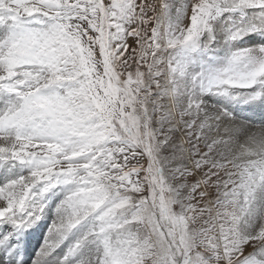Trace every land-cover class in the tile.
Wrapping results in <instances>:
<instances>
[{
    "label": "snow or ice",
    "instance_id": "6c2138e0",
    "mask_svg": "<svg viewBox=\"0 0 264 264\" xmlns=\"http://www.w3.org/2000/svg\"><path fill=\"white\" fill-rule=\"evenodd\" d=\"M0 264H264V0H0Z\"/></svg>",
    "mask_w": 264,
    "mask_h": 264
},
{
    "label": "rangeland",
    "instance_id": "374dc122",
    "mask_svg": "<svg viewBox=\"0 0 264 264\" xmlns=\"http://www.w3.org/2000/svg\"><path fill=\"white\" fill-rule=\"evenodd\" d=\"M212 102H215L214 100ZM248 115H252L251 112L247 113ZM258 114V113H257ZM47 226V225H46ZM46 226H42L41 227V230H44L46 228ZM41 234V235H40ZM38 236V237H37ZM33 237V238H32ZM43 237V233L42 232H38L36 233V231H34V233H32L31 235H27L26 234V239H27V242H26V246L27 248L29 247V245L31 244V248H28L30 250H33L35 249L36 246H40L41 245V239ZM37 238V239H36ZM29 240V241H28ZM33 242V243H32ZM37 243V244H36Z\"/></svg>",
    "mask_w": 264,
    "mask_h": 264
},
{
    "label": "bare ground",
    "instance_id": "6f19581e",
    "mask_svg": "<svg viewBox=\"0 0 264 264\" xmlns=\"http://www.w3.org/2000/svg\"><path fill=\"white\" fill-rule=\"evenodd\" d=\"M50 223V219L49 220H44V221H42L41 223H40V225L37 227V229H35V230H33L32 231V233H34V231H36V233H38L39 231L40 232H42L43 233V237H42V239H41V244L44 242V234L47 232V226L46 225H48ZM44 227V226H46V228L44 229V230H41V227ZM41 235V234H40ZM38 237V236H37ZM33 238V237H32ZM37 239V238H36ZM29 241V240H28ZM25 242H27V239H26V241ZM33 243V242H32ZM37 244V243H36ZM28 248H31V244L29 245V247ZM40 248V246L38 245V246H36L35 247V249H33V250H30V249H28V251H29V253L31 254V255H35V252H36V250L37 249H39Z\"/></svg>",
    "mask_w": 264,
    "mask_h": 264
}]
</instances>
